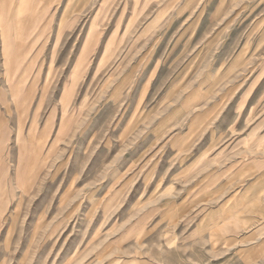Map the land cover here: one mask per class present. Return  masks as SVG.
I'll return each mask as SVG.
<instances>
[{
    "label": "rangeland",
    "instance_id": "374dc122",
    "mask_svg": "<svg viewBox=\"0 0 264 264\" xmlns=\"http://www.w3.org/2000/svg\"><path fill=\"white\" fill-rule=\"evenodd\" d=\"M32 1L23 55L0 18V264H264V0Z\"/></svg>",
    "mask_w": 264,
    "mask_h": 264
},
{
    "label": "crops",
    "instance_id": "0c3cea01",
    "mask_svg": "<svg viewBox=\"0 0 264 264\" xmlns=\"http://www.w3.org/2000/svg\"><path fill=\"white\" fill-rule=\"evenodd\" d=\"M14 4H19L21 5L20 8H17L16 11H13L12 6ZM22 4L26 5H37L39 4L38 2H33L32 0H24L23 2H13V0H0V18L2 19H7L8 17H11L12 20V25H11V30L15 32V37L18 39L20 38V43L17 47V54L21 53L23 55V35L24 32L28 31V28L31 27L33 23L34 16H22ZM8 31V28H7ZM6 31V36H9V33L7 34ZM10 32V31H9ZM7 38V37H6ZM19 57V54L18 56Z\"/></svg>",
    "mask_w": 264,
    "mask_h": 264
},
{
    "label": "bare ground",
    "instance_id": "6f19581e",
    "mask_svg": "<svg viewBox=\"0 0 264 264\" xmlns=\"http://www.w3.org/2000/svg\"><path fill=\"white\" fill-rule=\"evenodd\" d=\"M263 189H264V184L262 185V187H261V192L263 191ZM244 222V221H243ZM248 224V223H247Z\"/></svg>",
    "mask_w": 264,
    "mask_h": 264
}]
</instances>
